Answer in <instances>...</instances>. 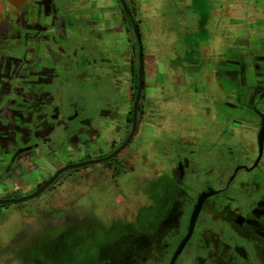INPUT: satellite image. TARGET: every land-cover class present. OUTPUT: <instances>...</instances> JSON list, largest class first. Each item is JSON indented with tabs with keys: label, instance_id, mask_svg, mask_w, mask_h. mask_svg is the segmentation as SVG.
I'll return each instance as SVG.
<instances>
[{
	"label": "rangeland",
	"instance_id": "obj_1",
	"mask_svg": "<svg viewBox=\"0 0 264 264\" xmlns=\"http://www.w3.org/2000/svg\"><path fill=\"white\" fill-rule=\"evenodd\" d=\"M33 1L0 0V18L9 14L8 23L24 33L34 19ZM151 1L145 5L140 36L143 55L152 54L158 67L143 88L153 122L139 127L126 149L128 168L118 179L120 189L62 175L41 194L6 204L0 209V264H126L134 249L153 241L154 228L164 226L183 196L226 181L237 165L254 160L255 133L239 123L248 113L238 103L231 105L230 92L240 83L249 93L242 76L249 85L254 64L264 67V0ZM237 34L248 42L237 43ZM6 44L0 43V51ZM177 66L178 87L172 82ZM94 81L87 104L106 106L109 82ZM112 91L121 113L128 102ZM258 108L264 112V100ZM178 160L186 169L176 176ZM261 173L264 152L258 168L240 169L231 188ZM185 178L192 182L187 185ZM233 194L247 203L243 189Z\"/></svg>",
	"mask_w": 264,
	"mask_h": 264
},
{
	"label": "flooded vegetation",
	"instance_id": "obj_2",
	"mask_svg": "<svg viewBox=\"0 0 264 264\" xmlns=\"http://www.w3.org/2000/svg\"><path fill=\"white\" fill-rule=\"evenodd\" d=\"M123 1L128 11L121 0H34L35 14L30 15L34 21L24 33L8 23L9 14L1 13L7 19L0 18V43L9 44L0 51V201L30 196L55 176L37 196L62 175L73 181H103V187L120 189L118 179L128 168L123 159L126 149L139 127L152 124L154 115L143 95L148 83L143 64L132 132L140 47L134 29L141 35V0ZM235 41L248 42L242 34L235 35ZM252 68L249 85L242 76L250 92L245 94L239 83L230 94L231 105L238 103L248 113L239 123L255 133L254 160L237 165L226 181L183 196L164 226L154 228L153 241L134 249L126 264H264V174L231 188L237 172L258 168L264 152V138L260 155L258 143L264 120L258 108L264 100V67L254 64ZM92 79L109 82V93L103 95L106 106L87 104ZM112 89L128 102L121 113ZM82 162L89 163L60 171ZM185 163L192 166L187 158ZM175 169L179 176L186 165L178 160ZM241 189L247 203H239L233 194ZM31 198L0 203V209Z\"/></svg>",
	"mask_w": 264,
	"mask_h": 264
},
{
	"label": "water",
	"instance_id": "obj_3",
	"mask_svg": "<svg viewBox=\"0 0 264 264\" xmlns=\"http://www.w3.org/2000/svg\"><path fill=\"white\" fill-rule=\"evenodd\" d=\"M121 3L124 7V9L126 11H128L125 3L123 0H121ZM135 30V33H136V36H137V39L139 40V43H140V47H139V68H138V83H137V86H136V95H135V99H134V103H133V124H132V132L134 131V128H135V114H136V111H137V108H138V102H139V99H140V96H141V90H142V86H143V78H142V70H143V59H142V50H141V39H140V35H139V32L137 29H134ZM263 138H264V120L261 122V128L259 130V133H258V143H259V155L261 154V151H262V146H263ZM89 162H82V163H77V164H73V165H69V166H65L63 167L60 171L62 170H66V169H69V168H73V167H78V166H83L85 164H87ZM59 171V172H60ZM55 177V176H54ZM54 177H52L48 182H46L44 184V186L42 188H40L36 193L30 195V196H26L24 198H19V199H7V200H2L0 201V203H7V202H17V201H20V200H23V199H26V198H30V197H33L35 196L36 194H38L46 185H48L53 179ZM203 196L204 194H202L200 197H199V200H198V203H197V206L192 214V221H191V224L194 220V215H196L197 211H198V208H199V205L203 199ZM185 241V240H184ZM182 245V243L180 244V246ZM179 246V247H180ZM178 251V250H177Z\"/></svg>",
	"mask_w": 264,
	"mask_h": 264
},
{
	"label": "crops",
	"instance_id": "obj_4",
	"mask_svg": "<svg viewBox=\"0 0 264 264\" xmlns=\"http://www.w3.org/2000/svg\"><path fill=\"white\" fill-rule=\"evenodd\" d=\"M151 2H152L151 0H141V2H140L141 22H142V18L147 16V13H146L147 11H146L145 5L149 4ZM147 51H149V50H147ZM181 62L186 64L187 60L182 59ZM143 64H144V75H145V79L147 82V81H150L152 79V77L158 73V67L156 65V62H155L153 55L149 54V53L143 55ZM176 68H177V72H176L175 76H173V79H172L173 84H178L181 81L180 76H179V74H181V71H179L181 68H180V66H177ZM184 68H186V67H184Z\"/></svg>",
	"mask_w": 264,
	"mask_h": 264
}]
</instances>
